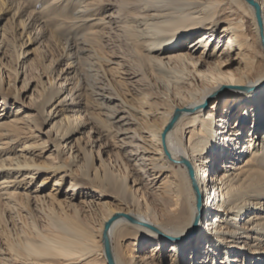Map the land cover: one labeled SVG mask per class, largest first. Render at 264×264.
Segmentation results:
<instances>
[{"label": "bare ground", "instance_id": "bare-ground-1", "mask_svg": "<svg viewBox=\"0 0 264 264\" xmlns=\"http://www.w3.org/2000/svg\"><path fill=\"white\" fill-rule=\"evenodd\" d=\"M0 6V264H264V0Z\"/></svg>", "mask_w": 264, "mask_h": 264}, {"label": "rangeland", "instance_id": "rangeland-1", "mask_svg": "<svg viewBox=\"0 0 264 264\" xmlns=\"http://www.w3.org/2000/svg\"><path fill=\"white\" fill-rule=\"evenodd\" d=\"M28 9H31V5H29L27 7ZM0 32L4 31L3 29H5L6 33H7V38L9 40L10 46L8 48V52H6V56H4L3 58L0 57V75L3 78L4 81H10L14 84V86H16V88L18 87L17 91L20 92L21 90V94L22 96H27L29 95V93L31 92V88L32 86L37 82L36 80V73L35 70L37 69V67L39 66L40 62H41V58H40V50L42 49V46H39L37 48V43L34 42H26L25 38H23L21 35H15V32H18L19 30H15V22L13 20V18H11V16L7 13L4 12L3 7L0 6ZM3 28V29H2ZM17 34V33H16ZM22 47L23 51L27 54V65L26 68L24 70V78L27 81H31L30 83H28L29 85H31V88L28 90H23L25 89L24 87H22L20 84V82H18V78H15L14 75L12 73H10L8 71V69H12L13 67H16L15 65L16 63V56H15V47L18 48L19 46ZM56 55L55 52H51L50 56L52 58H54ZM56 66V65H55ZM63 66V65H62ZM53 67V66H52ZM22 78V75H21ZM34 83V84H33ZM20 86V87H19ZM232 87H236L232 86ZM24 94V95H23ZM2 97V95L0 94V98ZM27 100V99H26ZM10 107V108H9ZM12 105L9 104L8 106V113L12 112ZM50 124L46 123L44 125H42V128L45 130L46 128H48ZM43 137H45L43 135ZM80 141H82V138H80ZM44 176V174L39 175L34 182L31 183L30 186H35V184H37L40 179H42V177ZM53 179H51L50 181H48L44 188H43V192H47L51 185H52ZM167 252V251H166Z\"/></svg>", "mask_w": 264, "mask_h": 264}]
</instances>
